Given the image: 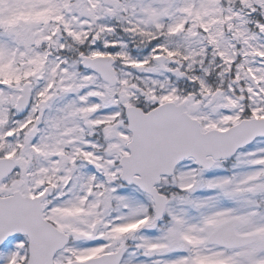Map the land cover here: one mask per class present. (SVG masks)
<instances>
[{
  "label": "snow or ice",
  "instance_id": "6c2138e0",
  "mask_svg": "<svg viewBox=\"0 0 264 264\" xmlns=\"http://www.w3.org/2000/svg\"><path fill=\"white\" fill-rule=\"evenodd\" d=\"M0 264H264V0H0Z\"/></svg>",
  "mask_w": 264,
  "mask_h": 264
}]
</instances>
